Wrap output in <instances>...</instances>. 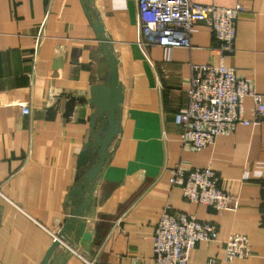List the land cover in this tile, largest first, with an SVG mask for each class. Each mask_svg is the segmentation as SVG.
<instances>
[{"label": "crops", "instance_id": "crops-1", "mask_svg": "<svg viewBox=\"0 0 264 264\" xmlns=\"http://www.w3.org/2000/svg\"><path fill=\"white\" fill-rule=\"evenodd\" d=\"M192 1L245 6L224 62L264 99V0ZM97 21L117 59L120 132L76 221L85 222L81 236L70 230L46 264H155L154 229L166 202L217 226L216 239L198 241L187 264H264V119L237 123L206 147L182 143L175 114L187 103L190 66L217 62L216 40L209 25L196 22L190 47L141 49L137 0H0V264H44L52 233L76 205L69 196L82 179L79 152L91 140L90 87L109 70ZM39 27L44 37L36 46ZM244 109L250 116V97ZM177 163L214 169L238 206L216 210L186 200L169 180ZM236 232L247 235L251 254L225 260L224 240Z\"/></svg>", "mask_w": 264, "mask_h": 264}, {"label": "built area", "instance_id": "built-area-1", "mask_svg": "<svg viewBox=\"0 0 264 264\" xmlns=\"http://www.w3.org/2000/svg\"><path fill=\"white\" fill-rule=\"evenodd\" d=\"M244 9L242 3L219 6L192 0H137L136 42L141 49L152 44L190 47V29L196 22L209 25L216 40L218 61L191 64L187 103L175 114V121L182 130L181 141L191 147L210 145L219 133L231 130L237 123L249 124L264 119L263 95L224 62L226 55L235 49L236 20ZM43 37L42 27H39L36 46ZM246 97L253 102L250 116L245 114ZM22 112L29 113V108L23 105ZM169 180L171 185L181 187L183 197L190 202L216 210L235 209L239 204L234 195L219 185V176L210 167L184 168L177 163ZM52 235L54 240L63 241L57 232ZM216 237L214 222L200 220L193 213L175 211L166 202L154 229L155 264H187L198 241H213ZM224 249L225 260L246 257L252 251L247 235L237 232L224 240ZM207 264L216 263L209 259Z\"/></svg>", "mask_w": 264, "mask_h": 264}, {"label": "water", "instance_id": "water-1", "mask_svg": "<svg viewBox=\"0 0 264 264\" xmlns=\"http://www.w3.org/2000/svg\"><path fill=\"white\" fill-rule=\"evenodd\" d=\"M94 27L104 46L109 70L102 83H96L90 87L89 104L94 107V112L90 118L91 140L84 144L78 156L79 173L82 179L72 189L69 196V201L74 202L76 205L71 208L66 223L58 231V237L67 241H70L67 236L70 230H76V239L83 232L85 222L79 221L76 225V221L83 214L84 208L90 204L93 181L110 154L109 148L114 137L120 132V103L123 96L117 75V59L113 53L111 42L104 32L102 23L97 21ZM73 101L72 95H68V105L72 106ZM86 193L88 194L87 197H85ZM78 196L81 198L80 201L77 200ZM59 243V240H54L48 249L44 264H46L47 258Z\"/></svg>", "mask_w": 264, "mask_h": 264}]
</instances>
